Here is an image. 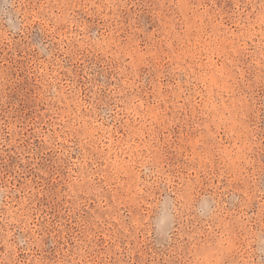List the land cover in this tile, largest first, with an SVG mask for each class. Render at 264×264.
Returning a JSON list of instances; mask_svg holds the SVG:
<instances>
[{
	"label": "rangeland",
	"instance_id": "374dc122",
	"mask_svg": "<svg viewBox=\"0 0 264 264\" xmlns=\"http://www.w3.org/2000/svg\"><path fill=\"white\" fill-rule=\"evenodd\" d=\"M0 264H264V0H0Z\"/></svg>",
	"mask_w": 264,
	"mask_h": 264
}]
</instances>
